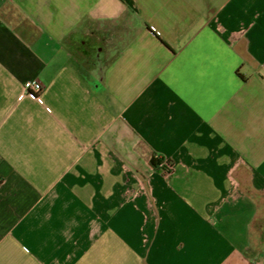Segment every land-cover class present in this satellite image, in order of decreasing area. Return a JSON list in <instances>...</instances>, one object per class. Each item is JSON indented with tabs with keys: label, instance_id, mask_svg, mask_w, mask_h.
<instances>
[{
	"label": "crops",
	"instance_id": "obj_1",
	"mask_svg": "<svg viewBox=\"0 0 264 264\" xmlns=\"http://www.w3.org/2000/svg\"><path fill=\"white\" fill-rule=\"evenodd\" d=\"M0 264H264V0H0Z\"/></svg>",
	"mask_w": 264,
	"mask_h": 264
},
{
	"label": "built area",
	"instance_id": "obj_2",
	"mask_svg": "<svg viewBox=\"0 0 264 264\" xmlns=\"http://www.w3.org/2000/svg\"><path fill=\"white\" fill-rule=\"evenodd\" d=\"M23 90L40 102L43 94V86L37 81H27L23 84Z\"/></svg>",
	"mask_w": 264,
	"mask_h": 264
},
{
	"label": "trees",
	"instance_id": "obj_3",
	"mask_svg": "<svg viewBox=\"0 0 264 264\" xmlns=\"http://www.w3.org/2000/svg\"><path fill=\"white\" fill-rule=\"evenodd\" d=\"M95 68H96V71L98 72H100L101 73V70H99L100 69V66H97V64H95Z\"/></svg>",
	"mask_w": 264,
	"mask_h": 264
},
{
	"label": "rangeland",
	"instance_id": "obj_4",
	"mask_svg": "<svg viewBox=\"0 0 264 264\" xmlns=\"http://www.w3.org/2000/svg\"><path fill=\"white\" fill-rule=\"evenodd\" d=\"M86 59L89 60V61L91 60L90 58H86Z\"/></svg>",
	"mask_w": 264,
	"mask_h": 264
},
{
	"label": "flooded vegetation",
	"instance_id": "obj_5",
	"mask_svg": "<svg viewBox=\"0 0 264 264\" xmlns=\"http://www.w3.org/2000/svg\"><path fill=\"white\" fill-rule=\"evenodd\" d=\"M90 72H92V70H90Z\"/></svg>",
	"mask_w": 264,
	"mask_h": 264
}]
</instances>
